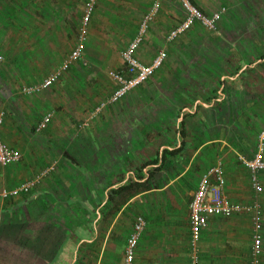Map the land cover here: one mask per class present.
<instances>
[{
    "label": "crops",
    "instance_id": "1",
    "mask_svg": "<svg viewBox=\"0 0 264 264\" xmlns=\"http://www.w3.org/2000/svg\"><path fill=\"white\" fill-rule=\"evenodd\" d=\"M86 1L0 0V54L18 56L0 64V86L16 84L11 71L17 61V84L39 83L54 71L76 45ZM119 3L99 1L83 61L43 93L40 107L55 110L45 129L36 130L41 117L29 130L23 128L25 133L18 131L20 116L10 117L15 92L9 84L2 86V136L21 160L0 163V264H126L128 238L140 216L146 225L133 264H192L194 255L199 264H264V226L262 254L253 257L252 211L211 217L195 250L190 232L193 194L213 166H222L230 200L256 202L244 161L253 157L264 129V93L259 94L264 90L250 94L261 88L263 78H252L256 70L243 62L242 50L216 62H188L186 48L179 45V62H171L178 40L150 79L92 118L98 99L109 97L117 84L92 87L90 77L80 72L85 56L96 61L90 70L101 72L111 51L126 48L138 30L124 35L128 30L117 16ZM104 4L108 12L99 21ZM156 21L152 25H159ZM115 35L126 38L120 43ZM154 41L147 34L136 53L144 64H151L164 46ZM30 130L46 143L32 144ZM50 166L28 191L12 193ZM261 181L264 187V172ZM137 182L149 189L132 187ZM258 203L264 223V191Z\"/></svg>",
    "mask_w": 264,
    "mask_h": 264
},
{
    "label": "built area",
    "instance_id": "2",
    "mask_svg": "<svg viewBox=\"0 0 264 264\" xmlns=\"http://www.w3.org/2000/svg\"><path fill=\"white\" fill-rule=\"evenodd\" d=\"M100 0H87L85 3L84 13L81 18V26L79 27L77 42L74 49L69 55L59 64V66L49 73L39 83L23 86L21 92L28 95L41 94L51 89L57 84L62 76L68 72L71 66L77 61H83L86 45L88 41L89 23L92 15L95 14L97 5ZM184 10L185 16L182 22L171 29L167 35V41L176 40L179 35L190 30L196 23H201L211 31H215L217 23L221 19L224 9L216 11L211 16L205 15L192 0H178ZM161 8V3L158 0H153L151 7L138 24V30L134 38L130 41L126 48L121 51V60L124 66L123 70L111 72V77L117 84L114 92L109 98L102 101L95 110L91 113V117L97 116L104 108L110 104H115L133 89L145 83L150 79L156 70L161 68L163 63L168 58V51L161 49L153 58L151 64H144L137 57L136 53L143 44L150 26L156 19V16ZM3 55L0 54V61ZM53 114L47 112L39 122L36 130L40 132L45 129L52 120ZM2 120L0 119V163L2 165H10L21 160V154L11 147L4 140L1 132ZM245 165L250 170L251 185L256 194V202L252 206L233 202L225 194L224 188L226 185L225 172L221 165H216L206 170L195 190L192 201L190 203V232L191 245L195 250L199 242L202 231L208 226L211 217L231 218L232 216L244 211L253 212V257L257 260L263 251V215L261 213L258 196L263 193L264 187L261 181V174L264 172V129L260 132L257 148L251 159L244 161ZM54 167L46 168L36 179V181L26 183L19 189L15 190L14 194L20 191H28L34 184L40 181ZM10 194V192H9ZM7 195V193H6ZM146 222L143 217H139L134 225V228L128 238L126 249V264H133L137 245L142 237ZM199 264L197 256L194 255L193 263Z\"/></svg>",
    "mask_w": 264,
    "mask_h": 264
},
{
    "label": "rangeland",
    "instance_id": "3",
    "mask_svg": "<svg viewBox=\"0 0 264 264\" xmlns=\"http://www.w3.org/2000/svg\"><path fill=\"white\" fill-rule=\"evenodd\" d=\"M118 1L120 3L118 8H116L117 16L122 19L123 21H121L125 22L127 25L128 32L127 34L124 33V35L126 36L130 32L132 33L133 29L136 30L138 28V24L151 7L150 5H152L153 0ZM158 1L161 3V8L156 16V22L159 25L164 23L165 27H163L162 29L156 28L159 25L154 23L151 28L152 30L149 29L150 31L148 32V34H150L152 38V43H155L154 39H156L157 42L161 44L163 43L162 45H164L163 47L161 46L159 48H165L167 49V51L169 45H172L175 41L178 42V40H180V43L175 46L176 50L174 49V51H171L169 53L171 62H179V45L186 48L184 61L188 62H206V59H208V62H213V60L214 62H216L215 60L218 57H231L232 51L234 53V51L238 52L242 50V52L245 54L243 62L252 65L254 67L252 71L256 70L251 75L252 78H263L262 80H264V0H192L207 16H211L216 11L224 9V13L217 23V28L215 31H211L201 23H196L192 28H190V30L179 35V39L177 38L172 42L167 41L168 30L173 27L175 28L182 22L185 16L184 10L178 0ZM97 7V9L99 10V5ZM108 8L109 6H106V4L102 6V10L100 11L102 12V14L99 16V21H102L104 10L107 13ZM110 31L114 32L112 29ZM115 36L117 39L115 38ZM115 36L114 38L116 40L120 38L117 35ZM125 36H121L118 41L120 43L123 42L126 38ZM112 38L113 35L110 34L108 41ZM123 49L119 48L116 53L114 52V50L111 51V55L108 56L109 60L107 61V66L105 70H101V72L90 70V64H96V61L89 59L87 55L85 56L86 64L82 62L84 65L80 67V72L90 77L89 80L92 87L94 86V84H96V86H104L105 88H108L107 86L109 84V81H112V84L114 85L115 82L111 77V72L120 71L123 69H121V63H119V56H121V53L117 54ZM108 51L110 50L108 49ZM196 56L197 60H195ZM240 56L242 57V55ZM6 57L7 56L3 55V59L2 61H0V64H4L8 58L12 57L11 63L15 60V57L18 58V56L14 55L10 57L8 56L7 58ZM17 63L12 64L11 71V77H13L12 79L17 77L16 84L12 85L7 82H3L4 84H1L0 86V92H2V90L4 89L2 88L3 85L5 86V88L7 87V85L5 84L10 85L9 88L7 87V89L15 92L14 94L16 96V99L10 102V117L15 114L20 116V118L18 117L17 124H15V126L17 127L18 131L24 132V129L29 130L30 128L35 126L34 124L36 122L38 123L39 119L43 117L47 112H53L55 110H52L50 106L45 109H42L40 107V105L43 104L42 102H44L43 97L45 94L43 93L45 92L36 95H28L21 92L23 86L25 85H22V83L17 84V82H20V66H18ZM13 70H15V72ZM6 71L8 74V70ZM6 71L3 70V73H6ZM238 71L239 69L236 70L235 73H237ZM7 74L5 75V77H7ZM1 77L3 76L1 75L0 78ZM262 88L264 90V82L262 83L261 88H256L253 89V91H250L251 96L256 97L254 91L258 92ZM263 93L264 92L259 94L262 95ZM259 94L257 95L260 96ZM104 98L105 100L107 99L106 97L102 96L100 100L98 99V101L102 102ZM32 106H39V108L35 111L33 110L34 108H32ZM0 119L2 120L3 130L4 117L0 115ZM13 124L14 123H10L11 126H14ZM85 126L86 125L83 124L81 125V127ZM31 130L30 133H26L28 136L32 134L30 135L29 140L32 144L41 142L46 143V141L40 138L41 136H43L42 134L39 133L38 135H34L35 130H33V132ZM140 138H142V136H140ZM140 141H142V139Z\"/></svg>",
    "mask_w": 264,
    "mask_h": 264
},
{
    "label": "trees",
    "instance_id": "4",
    "mask_svg": "<svg viewBox=\"0 0 264 264\" xmlns=\"http://www.w3.org/2000/svg\"><path fill=\"white\" fill-rule=\"evenodd\" d=\"M195 5L196 3L194 1H192ZM197 6V5H196ZM198 7V6H197ZM199 8V7H198ZM200 9V8H199ZM202 11V10H201ZM166 153H170V154H174L175 152H166ZM133 185V186H132ZM130 184L128 186H124L122 189L123 190H126V189H129L131 186L134 187V186H137V190H147L149 189V185L145 182V183H134V184Z\"/></svg>",
    "mask_w": 264,
    "mask_h": 264
}]
</instances>
